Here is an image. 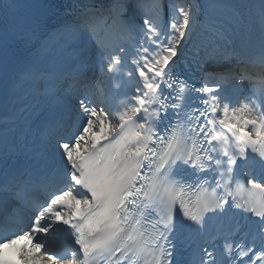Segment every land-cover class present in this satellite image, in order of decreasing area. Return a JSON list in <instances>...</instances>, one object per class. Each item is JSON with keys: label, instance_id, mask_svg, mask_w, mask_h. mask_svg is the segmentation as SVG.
Wrapping results in <instances>:
<instances>
[{"label": "snow or ice", "instance_id": "6c2138e0", "mask_svg": "<svg viewBox=\"0 0 264 264\" xmlns=\"http://www.w3.org/2000/svg\"><path fill=\"white\" fill-rule=\"evenodd\" d=\"M0 264H264V0H0Z\"/></svg>", "mask_w": 264, "mask_h": 264}]
</instances>
